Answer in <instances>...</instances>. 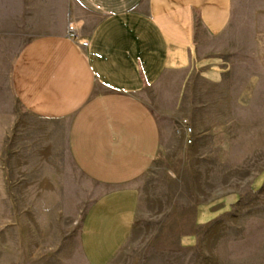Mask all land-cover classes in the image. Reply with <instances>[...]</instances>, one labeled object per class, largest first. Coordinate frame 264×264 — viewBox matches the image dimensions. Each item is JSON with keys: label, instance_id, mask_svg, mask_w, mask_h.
<instances>
[{"label": "crops", "instance_id": "obj_1", "mask_svg": "<svg viewBox=\"0 0 264 264\" xmlns=\"http://www.w3.org/2000/svg\"><path fill=\"white\" fill-rule=\"evenodd\" d=\"M233 9V0H0V43L16 35V21L39 29L9 63L20 114L0 109V164L56 169L61 145L96 185L79 230L86 264H109L127 242L139 181L167 142L180 140L170 169L181 181L182 167L231 164L233 132L264 133V31L242 46L224 43ZM258 176L259 186L264 171ZM215 188L203 201L194 193L193 225L235 202L234 191Z\"/></svg>", "mask_w": 264, "mask_h": 264}, {"label": "rangeland", "instance_id": "obj_2", "mask_svg": "<svg viewBox=\"0 0 264 264\" xmlns=\"http://www.w3.org/2000/svg\"><path fill=\"white\" fill-rule=\"evenodd\" d=\"M233 1L223 42L242 46L250 43L253 32L264 31V0ZM16 23V35L0 43V109L20 114L8 88L9 63L22 42L39 29L31 20ZM259 91L264 92V83ZM147 96L156 111V101ZM160 120L168 127L164 116ZM263 134L233 132L237 153L231 164L182 167L175 172L181 181L170 169L180 140L167 142L139 181L135 225L109 264H264V181L258 186L256 179L264 171ZM24 166L13 165L15 169L8 171L7 165L0 164V264H86L79 230L98 188L68 161L61 145L56 169L52 164L41 171L16 170ZM214 188L234 191L235 202L212 220L193 225L195 213L188 206L199 199L194 193H202L199 200L203 201Z\"/></svg>", "mask_w": 264, "mask_h": 264}, {"label": "built area", "instance_id": "obj_3", "mask_svg": "<svg viewBox=\"0 0 264 264\" xmlns=\"http://www.w3.org/2000/svg\"><path fill=\"white\" fill-rule=\"evenodd\" d=\"M67 30H68V35L70 37H72L73 39H77L78 31H77L76 27H74L72 24H69ZM80 45L87 46V41H81ZM185 131L187 132V136H189V137H187L186 141H187V143H190L191 142L190 133L192 130L190 127H186Z\"/></svg>", "mask_w": 264, "mask_h": 264}]
</instances>
